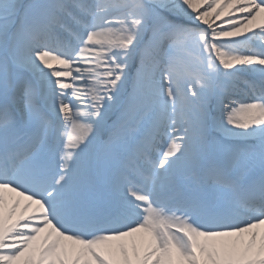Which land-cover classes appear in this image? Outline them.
Wrapping results in <instances>:
<instances>
[{
	"label": "snow or ice",
	"instance_id": "6c2138e0",
	"mask_svg": "<svg viewBox=\"0 0 264 264\" xmlns=\"http://www.w3.org/2000/svg\"><path fill=\"white\" fill-rule=\"evenodd\" d=\"M0 264H264V0H0Z\"/></svg>",
	"mask_w": 264,
	"mask_h": 264
}]
</instances>
